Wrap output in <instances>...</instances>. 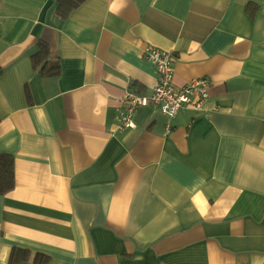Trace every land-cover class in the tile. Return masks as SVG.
<instances>
[{
  "label": "crops",
  "instance_id": "0c3cea01",
  "mask_svg": "<svg viewBox=\"0 0 264 264\" xmlns=\"http://www.w3.org/2000/svg\"><path fill=\"white\" fill-rule=\"evenodd\" d=\"M0 0V264H264V0ZM58 77L32 66L38 41ZM208 80L200 109L142 107L120 129L132 83Z\"/></svg>",
  "mask_w": 264,
  "mask_h": 264
},
{
  "label": "built area",
  "instance_id": "2783aa9c",
  "mask_svg": "<svg viewBox=\"0 0 264 264\" xmlns=\"http://www.w3.org/2000/svg\"><path fill=\"white\" fill-rule=\"evenodd\" d=\"M144 58L155 65L158 81L150 95H139L129 87L120 99V129H134V115L142 107L159 109L167 118H174L181 109L193 107L200 109L208 97L209 81L204 78H193L181 88L173 84V57L170 53L155 47L144 50Z\"/></svg>",
  "mask_w": 264,
  "mask_h": 264
},
{
  "label": "trees",
  "instance_id": "16d2710c",
  "mask_svg": "<svg viewBox=\"0 0 264 264\" xmlns=\"http://www.w3.org/2000/svg\"><path fill=\"white\" fill-rule=\"evenodd\" d=\"M86 0H57L58 9L57 15L60 20H66L71 13L80 7ZM38 51L32 57V66L34 70L44 77H58L62 73L60 65L51 66L49 57L50 50L48 45L40 40L37 43ZM2 70L0 69V76ZM131 88L139 94L143 95L141 87L138 83L134 82ZM14 157L9 154L0 153V197L5 196L12 192L16 186V175H15V165ZM32 254L27 250L13 249L10 255L9 264H20L22 262L29 261ZM48 259L41 255H36L34 257V264H47Z\"/></svg>",
  "mask_w": 264,
  "mask_h": 264
}]
</instances>
